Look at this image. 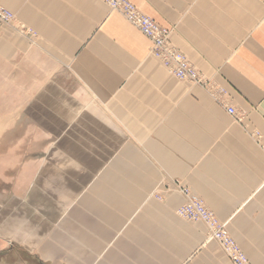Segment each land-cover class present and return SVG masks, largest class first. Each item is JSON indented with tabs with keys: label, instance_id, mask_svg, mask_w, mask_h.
<instances>
[{
	"label": "crops",
	"instance_id": "1",
	"mask_svg": "<svg viewBox=\"0 0 264 264\" xmlns=\"http://www.w3.org/2000/svg\"><path fill=\"white\" fill-rule=\"evenodd\" d=\"M130 1L212 88L101 0H0V264H232L174 181L264 264V0Z\"/></svg>",
	"mask_w": 264,
	"mask_h": 264
},
{
	"label": "built area",
	"instance_id": "2",
	"mask_svg": "<svg viewBox=\"0 0 264 264\" xmlns=\"http://www.w3.org/2000/svg\"><path fill=\"white\" fill-rule=\"evenodd\" d=\"M109 9L118 12L131 26L136 28L150 43L151 55L158 60L169 74L180 81L199 85L205 89L212 88L186 56L170 43V30L158 26L154 21L141 13L130 0H101ZM13 14L0 5V24L13 22ZM223 94V90H218ZM230 116L236 117L235 110L227 106ZM257 136V134H255ZM258 137V136H257ZM178 191L185 197V202L176 210V215L185 221L200 222L207 230L206 241L217 242L232 264H251L239 246L227 232L226 223H220L207 209L203 201L193 195L179 181L173 182ZM160 200L159 196H155Z\"/></svg>",
	"mask_w": 264,
	"mask_h": 264
},
{
	"label": "rangeland",
	"instance_id": "3",
	"mask_svg": "<svg viewBox=\"0 0 264 264\" xmlns=\"http://www.w3.org/2000/svg\"><path fill=\"white\" fill-rule=\"evenodd\" d=\"M17 92L18 90H15V87L10 86L9 71L4 70L0 67V113L5 110H8L11 105L14 107L20 105V102H14L12 104L10 103V98H18L16 99V101L22 99V96L20 94L18 95ZM8 124V121L2 123L0 120V132H5L0 133V155L3 157H8V155H10V151H8V146L11 143L15 144V142H20L24 139L23 134L11 135L8 131H5L8 129ZM1 259L2 258H0V262Z\"/></svg>",
	"mask_w": 264,
	"mask_h": 264
},
{
	"label": "bare ground",
	"instance_id": "4",
	"mask_svg": "<svg viewBox=\"0 0 264 264\" xmlns=\"http://www.w3.org/2000/svg\"><path fill=\"white\" fill-rule=\"evenodd\" d=\"M105 4V3H104ZM171 75V74H170ZM172 76V75H171ZM175 78V77H174ZM178 80V79H177ZM180 81V80H179ZM184 82V81H183ZM190 84V83H189ZM194 85V84H193ZM195 86H199V85H195ZM199 87H201V86H199Z\"/></svg>",
	"mask_w": 264,
	"mask_h": 264
}]
</instances>
